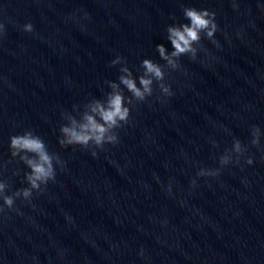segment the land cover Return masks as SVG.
Here are the masks:
<instances>
[{"label":"water","instance_id":"95a60500","mask_svg":"<svg viewBox=\"0 0 264 264\" xmlns=\"http://www.w3.org/2000/svg\"><path fill=\"white\" fill-rule=\"evenodd\" d=\"M236 2L0 0V179L8 194L28 186L9 147L27 130L67 161L47 191L0 214V264H264V0ZM184 7L217 12L219 47L202 39L196 60L182 56L167 77L175 95L157 99V89L133 106L118 145L96 157L62 146L63 114L118 81L112 60L136 76L145 58L165 63L156 45L172 51L166 29L186 22ZM234 138L254 163L197 177Z\"/></svg>","mask_w":264,"mask_h":264},{"label":"clouds","instance_id":"9594fccd","mask_svg":"<svg viewBox=\"0 0 264 264\" xmlns=\"http://www.w3.org/2000/svg\"><path fill=\"white\" fill-rule=\"evenodd\" d=\"M232 7L239 8L236 0H233ZM183 15L186 22L169 24L166 29V39L170 42L172 51H169L164 43L156 45L160 58L165 61L164 64L145 58L140 65V75L136 76L124 57L117 56L111 61L112 65H121L118 81L106 82L111 90L105 94L104 99L93 98L84 105L83 111L74 107L73 112L63 114L67 123L60 128L59 143L62 146H80L82 149L90 150L91 155L96 157L99 155L98 149L106 150V145L115 146L120 143V130L129 124L133 106L148 101L157 89L160 93L157 99L175 95L167 77L171 71L181 68L180 58L188 56L191 60H196L198 53L203 50L202 39H208L219 47L215 34L220 31V27L215 10L184 7ZM87 17L88 14L85 13V18ZM22 29L25 32H33L34 25L28 22L22 25ZM5 31V25L0 23V35H3ZM125 89L130 95L125 94ZM261 136L260 126L254 125L251 129L250 144L259 147ZM211 143L219 147L217 141L213 140ZM9 147L11 156L19 157V160L29 169L25 173L28 186L8 194L10 185L0 179V201H2L0 214L13 209L19 212L20 208L16 201L19 199L31 203L35 195L47 191L49 182L56 181L57 166L63 170L67 164V161L58 153L50 152L44 139L34 134L32 130L11 136ZM248 153L249 146L241 139L234 138L232 146L225 149L219 156L220 166L201 167L197 177L219 176L225 166L232 163L239 164L242 158L246 159L247 164L254 163L255 157ZM197 183V178L193 177L191 181L193 187ZM171 188L172 185L169 184V191Z\"/></svg>","mask_w":264,"mask_h":264}]
</instances>
